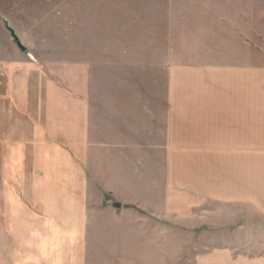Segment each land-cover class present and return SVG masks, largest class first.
Returning a JSON list of instances; mask_svg holds the SVG:
<instances>
[{
  "label": "rangeland",
  "instance_id": "rangeland-1",
  "mask_svg": "<svg viewBox=\"0 0 264 264\" xmlns=\"http://www.w3.org/2000/svg\"><path fill=\"white\" fill-rule=\"evenodd\" d=\"M209 6L246 15L238 22L251 47L248 129L240 118H200L217 134L174 132L180 146L172 140L166 155L165 122L184 120L164 118L161 105L171 23ZM82 67L90 183L71 202L89 211L85 237L59 217L78 209L48 183L53 164H67L57 126ZM78 240L85 264H194L225 248L264 257V0H0V264H76L68 247Z\"/></svg>",
  "mask_w": 264,
  "mask_h": 264
},
{
  "label": "crops",
  "instance_id": "crops-1",
  "mask_svg": "<svg viewBox=\"0 0 264 264\" xmlns=\"http://www.w3.org/2000/svg\"><path fill=\"white\" fill-rule=\"evenodd\" d=\"M219 8L201 7L198 14L192 15L196 20L187 22L181 19L178 12L179 17L171 23L174 46L168 53L166 70L164 67L163 74L167 77V81L161 105L164 109V118L184 120L165 122L163 152L166 155L170 153L172 140L173 145L180 144L175 140L174 132L186 133V130L192 127L201 134L204 131L210 133L211 137L217 134V127L214 124L216 122L204 123L200 118L209 120L240 118L241 120L237 121L240 127L248 129L245 123L251 118V47L250 39L245 37L244 24L239 23L241 21L239 17L244 18L246 15L244 11L240 12L234 8L228 12H232L230 16ZM87 73L85 67L74 71L77 77L74 76L72 93H68L66 98L69 108L68 118L57 126L60 134L65 136L67 150L65 152L62 149L58 150L66 157L67 164H60L61 162L56 163L57 166L53 164L52 167L59 170L58 176L48 180L52 187L50 192L52 195L65 200L67 207L78 209L73 210L75 214L67 209L65 212H60L63 214H59V217L74 220L67 223V227L71 229V233L77 231L84 237L88 230L89 211L82 205L83 201L71 202V196L83 198L87 195L86 188L90 183L85 177L90 169V118L88 117L91 105L89 88L85 80ZM80 74L82 78H78ZM76 78L78 80H75ZM151 102L152 105V99ZM149 114L147 112L148 118H155L154 110L150 116ZM54 129H56V121L50 124V131ZM38 132L40 129L36 130L35 137L42 139L37 135ZM248 134V131H244L239 137L242 139L243 148L246 144L249 145ZM62 173L65 177L61 175ZM113 202L114 200H111L112 204ZM75 204L79 205L75 207ZM68 249H72L75 257L78 256L76 264H85L83 254H75L76 251L85 250L84 242L78 240V246ZM194 264H264V257H235L232 250L225 248L200 255Z\"/></svg>",
  "mask_w": 264,
  "mask_h": 264
},
{
  "label": "water",
  "instance_id": "water-1",
  "mask_svg": "<svg viewBox=\"0 0 264 264\" xmlns=\"http://www.w3.org/2000/svg\"><path fill=\"white\" fill-rule=\"evenodd\" d=\"M10 33L12 34V37L14 39L15 44L18 46V48L22 51V52H26V47L21 43L20 39L18 38V36L14 33V31L12 29L9 28ZM113 206L117 209L121 208V205L119 203H114L113 202Z\"/></svg>",
  "mask_w": 264,
  "mask_h": 264
}]
</instances>
